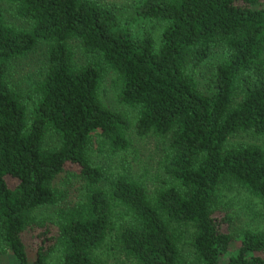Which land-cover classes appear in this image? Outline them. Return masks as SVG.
<instances>
[{
	"label": "trees",
	"instance_id": "16d2710c",
	"mask_svg": "<svg viewBox=\"0 0 264 264\" xmlns=\"http://www.w3.org/2000/svg\"><path fill=\"white\" fill-rule=\"evenodd\" d=\"M0 2L27 23L0 7V264H264V228H235L233 203L264 217V0ZM39 43L15 89L10 62ZM130 130L159 140L155 185L124 163Z\"/></svg>",
	"mask_w": 264,
	"mask_h": 264
},
{
	"label": "rangeland",
	"instance_id": "374dc122",
	"mask_svg": "<svg viewBox=\"0 0 264 264\" xmlns=\"http://www.w3.org/2000/svg\"><path fill=\"white\" fill-rule=\"evenodd\" d=\"M137 0H99L100 3L113 7L116 12L121 15H127L130 8ZM0 7L3 10V16L6 23L12 24L16 27H26L27 23L21 19L15 17L13 8L9 4L0 2ZM78 41L71 40L69 45L74 52V58L77 63L82 62L83 56L78 46ZM218 52H214L197 70V79L201 90H205L210 85V73L209 70L212 64L218 58ZM45 55L44 43H39L32 51L25 54L23 57L15 59L10 62V69L8 72V79L10 84L18 90H25L28 85L37 77L43 63ZM101 98L112 109L126 111V109L115 102L114 90L110 86L109 77H106L102 84ZM130 136L132 138L131 146L127 151L122 154L124 163L130 168V171L137 175H142L147 185H155L158 181L160 169H159V156H160V143L159 140L152 136L137 137L133 135L130 130ZM246 139L245 137H234L233 140ZM264 143V140L261 141ZM156 175V176H154ZM62 187L67 188V203L74 201L78 195L76 191L77 184L71 183V181L63 184ZM236 206V217L234 219V227H248V228H264V217L256 216L247 210H244L242 206L244 203L237 197L233 200ZM5 258L1 257V260Z\"/></svg>",
	"mask_w": 264,
	"mask_h": 264
}]
</instances>
